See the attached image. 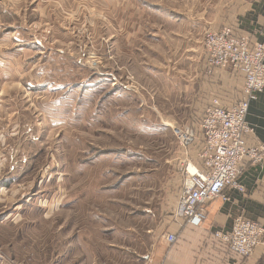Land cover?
<instances>
[{"label": "rangeland", "instance_id": "1", "mask_svg": "<svg viewBox=\"0 0 264 264\" xmlns=\"http://www.w3.org/2000/svg\"><path fill=\"white\" fill-rule=\"evenodd\" d=\"M0 4V264H153L224 0Z\"/></svg>", "mask_w": 264, "mask_h": 264}, {"label": "built area", "instance_id": "2", "mask_svg": "<svg viewBox=\"0 0 264 264\" xmlns=\"http://www.w3.org/2000/svg\"><path fill=\"white\" fill-rule=\"evenodd\" d=\"M205 76L214 70L231 71L243 78L240 99L224 106L212 98L196 120V128L174 129L177 141L185 149L194 140L198 130L201 146L196 159L182 168L183 185L172 214L174 223L200 228L207 217L205 205L221 199L227 201V191L244 190L239 183L240 165L248 160L253 164L264 161V140L249 144L252 129L245 118L250 102L264 91V35L258 43L250 44L245 35H237L226 25L207 32L202 44ZM192 167L189 170V167ZM229 232L216 231L213 236L230 254L241 259L249 258L264 239V226L256 221L237 217ZM175 235L165 237L173 244Z\"/></svg>", "mask_w": 264, "mask_h": 264}, {"label": "crops", "instance_id": "3", "mask_svg": "<svg viewBox=\"0 0 264 264\" xmlns=\"http://www.w3.org/2000/svg\"><path fill=\"white\" fill-rule=\"evenodd\" d=\"M224 3V11L216 7L210 8L209 14L216 27L232 26L237 35L247 36L250 44L263 39L264 0H224ZM0 7L2 8L1 4ZM198 57L201 84L196 95L202 97L199 100L204 106L197 111L202 112L212 98H217L224 106L240 99L243 78L235 72L221 70H214L211 77L207 78L204 74L206 63L203 51L202 55L195 54L194 59ZM226 90L234 92L227 95ZM247 110L245 121L252 129L248 142L252 145L261 143L264 140V91L258 94L257 100L249 103ZM239 183L243 187V194L234 190L227 191V201L215 199L205 205L207 217L200 228L174 223L172 217L162 220L151 245L152 263L264 264V239L249 258L241 259L227 252L225 246L213 236L216 231L229 232L237 217L256 221L264 226V161L259 164L248 160L241 163ZM168 234L176 237L171 245L165 240Z\"/></svg>", "mask_w": 264, "mask_h": 264}, {"label": "bare ground", "instance_id": "4", "mask_svg": "<svg viewBox=\"0 0 264 264\" xmlns=\"http://www.w3.org/2000/svg\"><path fill=\"white\" fill-rule=\"evenodd\" d=\"M191 169H192V167L190 166V167H189V170H191Z\"/></svg>", "mask_w": 264, "mask_h": 264}]
</instances>
